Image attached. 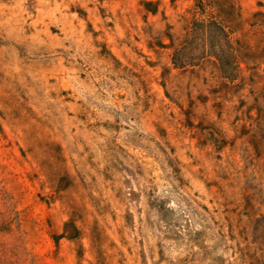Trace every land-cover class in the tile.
Segmentation results:
<instances>
[{
    "label": "rangeland",
    "instance_id": "1",
    "mask_svg": "<svg viewBox=\"0 0 264 264\" xmlns=\"http://www.w3.org/2000/svg\"><path fill=\"white\" fill-rule=\"evenodd\" d=\"M0 264H264V0H0Z\"/></svg>",
    "mask_w": 264,
    "mask_h": 264
}]
</instances>
